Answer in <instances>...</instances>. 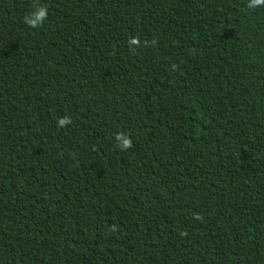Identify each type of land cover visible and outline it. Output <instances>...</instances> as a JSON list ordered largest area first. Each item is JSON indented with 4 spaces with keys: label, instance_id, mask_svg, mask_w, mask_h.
Here are the masks:
<instances>
[{
    "label": "trees",
    "instance_id": "trees-1",
    "mask_svg": "<svg viewBox=\"0 0 264 264\" xmlns=\"http://www.w3.org/2000/svg\"><path fill=\"white\" fill-rule=\"evenodd\" d=\"M247 2L0 0V264H264Z\"/></svg>",
    "mask_w": 264,
    "mask_h": 264
},
{
    "label": "clouds",
    "instance_id": "clouds-1",
    "mask_svg": "<svg viewBox=\"0 0 264 264\" xmlns=\"http://www.w3.org/2000/svg\"><path fill=\"white\" fill-rule=\"evenodd\" d=\"M248 9H256L260 7H264V0H248L247 2ZM47 19V8L45 6H39L34 11L30 12L23 18V22L31 28H37L41 26L43 21ZM155 44V41H152ZM135 45L137 47L140 46V40L138 37H131L129 39V46ZM72 120L70 116H64L58 118L57 125L60 128H64L68 124H71ZM117 147L121 151H126L132 147V140L124 135L123 133H118L116 136ZM196 219H201L199 215L196 216ZM185 233H181L184 235Z\"/></svg>",
    "mask_w": 264,
    "mask_h": 264
}]
</instances>
